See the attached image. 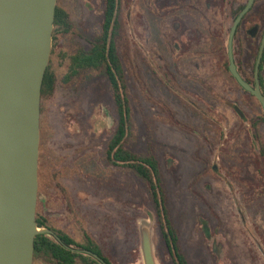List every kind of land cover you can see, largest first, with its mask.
<instances>
[{"label":"rangeland","instance_id":"1","mask_svg":"<svg viewBox=\"0 0 264 264\" xmlns=\"http://www.w3.org/2000/svg\"><path fill=\"white\" fill-rule=\"evenodd\" d=\"M245 1L120 0L121 30L116 41L131 108V129L125 148L138 156L151 153L159 160L167 205L171 206L181 227L190 231L188 240H194L192 231L203 240V225H210L211 230L218 224L223 225L234 235L231 241L227 238L230 247L226 250L232 254L236 248L235 253L244 262L242 264H245L244 233L239 216L234 211L229 191L210 169L217 164L236 183L237 195L243 204L248 193L260 200L264 196V120L258 119V111L249 114L253 119L248 120L247 125L238 120H214L213 105L202 103L197 96L198 86L194 81L199 69L193 73L188 71L189 90L183 95L168 88L166 66L170 59L174 64L183 61L195 66L200 63L206 77L216 65L223 70L224 65L229 64L226 44L234 18L233 5ZM104 5L105 0H59L58 7L69 15L76 27L72 35L52 41L48 66L57 79V88L43 105L54 118L62 108H74L77 104L92 113L97 133L93 136V161L101 167L107 165L103 155L112 131L107 116L116 118L110 91L104 78L95 74L80 79L91 81L72 98V87L64 84L63 77L75 51L79 48L88 50V41L100 35ZM180 23H183L189 41V54L184 58L178 53H170L171 43L176 45L180 41L182 31L176 28ZM216 48L219 53L212 54V49ZM199 51L202 57H198ZM198 109H203L205 115ZM100 120L108 123L109 132L101 131L106 126H101ZM203 133L209 138L207 144L202 139ZM106 176L115 184L117 179L123 181L124 207L122 219L115 205L118 198L113 194L108 197L104 186L98 182L101 187L94 189L90 200L92 222L89 230L105 255L114 264H144L138 221L148 220L152 215L154 260L156 264H169L167 252L156 235L154 209L145 186L127 171L121 174L114 170ZM50 203L53 200L50 199ZM63 212L60 225L66 234L76 236L80 230ZM253 212V224L260 227V215ZM50 224L57 227L59 221L51 220ZM206 247L210 251L207 244ZM256 258L261 260L259 256ZM34 264L49 263L42 257Z\"/></svg>","mask_w":264,"mask_h":264},{"label":"flooded vegetation","instance_id":"2","mask_svg":"<svg viewBox=\"0 0 264 264\" xmlns=\"http://www.w3.org/2000/svg\"><path fill=\"white\" fill-rule=\"evenodd\" d=\"M58 2L59 0H57V6ZM248 2L249 0H246L243 4L233 5L235 11L229 34L236 18L247 6ZM182 24H177L176 27L177 30L179 28L182 31L179 35L180 41L176 42V45L171 43L170 49V53H178L180 58L187 57L189 54V41L184 31L185 27ZM73 27L75 28L76 26ZM102 28L103 22L100 35L88 41L89 48L94 40L102 35ZM79 37H81L80 34ZM218 53L217 48L212 49V54ZM226 53L228 57L227 44ZM232 53L235 71L250 90L245 89L238 82L231 73L229 64L224 65L223 70H221L220 66H214L211 75H207L206 77L200 63L195 66L186 65L183 61L180 64H174L172 59H170L169 65L166 66V84L172 92L177 90L179 93L187 95L186 92L189 90L187 83L188 71H192L193 73V71L195 72V70L199 69L197 71L198 75L196 76L197 80L194 81L198 86L197 96L201 99L202 103L205 104L206 102L213 105L214 120L218 121L220 118L238 120L247 125L248 120L253 119L251 116L253 111H258V119L264 120L262 104L253 93L254 91H258L264 99V0H254L252 6L236 27L232 42ZM201 55L199 51L198 57H202ZM99 76L104 78L110 91L116 115L115 120L111 116L106 115L110 126L112 125V131H110L103 155L107 163L105 167L96 166L93 161V136H96L97 133L94 128L93 115L87 111V108H82L79 104L74 108L72 106L69 109L64 107L61 111L59 110L60 114L56 115V118L44 109L40 113L38 196L36 210L38 209L40 217L47 220L49 230L53 229L66 234L60 225L62 215H64L63 211L68 215L66 217H71L72 221L77 225V229L80 232H76V236L72 235L71 237L66 234L72 238V247H69L72 249V254L74 255L72 256V264H93V261L102 264L86 252L94 253L105 264H114L105 255L100 244L95 240L89 230L92 222L90 200L94 189L97 190L99 186L101 187L103 185V190L106 191L108 197L112 194L116 195L118 198L115 203L118 208L117 213L123 219V181L117 179V183L115 184L114 180L111 177H107L106 174L114 170H118V173L120 171L121 174L125 173L124 163L121 161L122 151L125 149L124 130L122 128L124 119L116 111L113 94L106 76L104 74H99ZM87 77H93V75L90 73ZM124 79L125 71L121 62V73L118 81L119 87L121 88L123 87L122 82ZM90 81L80 80L74 77L70 82H63L72 87L73 98L77 97L84 84H89ZM191 91L195 93L193 89ZM178 92H175V94H178ZM180 99H183V97L180 96ZM198 111L202 115H205L203 109H198ZM100 122L101 126H104V124L106 126L101 131L109 132L108 123L104 120H100ZM219 136L221 135L219 134ZM115 137H118L116 146ZM202 137L205 143L209 141L205 133H203ZM218 140L220 141L221 138L219 137ZM150 155L157 161L160 174V186L159 192L157 193L159 203L155 205L151 201L157 226L156 235L159 238V244L167 252L169 264L244 263L237 258V253H235L236 248L232 251V245V254L226 250L227 247H230V245H227V238L231 241L234 235L231 230H227L223 225L218 224L213 230H211L210 225H203L201 227L204 235L203 240L197 237L194 231H192L194 240H188L187 233H190V231L187 230L186 232L181 227L171 210V206L167 205L166 192L162 187L161 164L155 155L151 153ZM210 170L214 176L223 182L229 191L234 205V211L239 216L244 233L243 247L245 264H254V260H257V263L259 262L258 264H264V196L262 195L261 199L258 200L254 199L251 193L245 194L246 201L243 204L239 199V195H237L236 183L225 175L217 164H213ZM98 182H101V185ZM202 197L205 199V194H202ZM50 199L53 200V203H50ZM253 211L256 212V215H260L262 223L260 227H256L253 224L251 214L254 213ZM51 220H54V222L55 220L57 222L59 221L58 226L53 227L50 224ZM196 231L199 232L197 228ZM206 244L209 246L210 251L207 249ZM93 246L100 253L99 255L93 252ZM258 256L261 258L259 261V258H256Z\"/></svg>","mask_w":264,"mask_h":264},{"label":"water","instance_id":"3","mask_svg":"<svg viewBox=\"0 0 264 264\" xmlns=\"http://www.w3.org/2000/svg\"><path fill=\"white\" fill-rule=\"evenodd\" d=\"M236 18L227 50L235 71L232 42L236 27L252 6ZM57 0H0V264H33L34 239L51 230L36 223L41 88L52 50ZM264 109V99L253 92ZM152 215L138 221L144 264H156L151 244ZM100 263L94 253L86 252Z\"/></svg>","mask_w":264,"mask_h":264},{"label":"trees","instance_id":"4","mask_svg":"<svg viewBox=\"0 0 264 264\" xmlns=\"http://www.w3.org/2000/svg\"><path fill=\"white\" fill-rule=\"evenodd\" d=\"M73 26L74 24L69 15L57 6L52 41H58L59 38L72 35L73 29H75ZM120 30V0H105L102 35L94 40L88 50L79 48V50L75 51V54L70 58L68 72L63 77V81L70 82L74 77L78 79L84 77L85 79L90 73L92 75L104 74L113 94L116 111L124 119L122 128L124 130V140L126 141L131 129V108L125 79L122 82V88L118 84L121 73V61L116 41ZM56 88L57 80L53 73L49 71L48 66L41 88V112L44 103L53 96ZM117 138L115 137V146ZM121 161L124 163L125 171L131 173L145 186L150 201L158 205L157 193L160 186V174L155 158L150 154L138 156L125 148L122 151ZM36 223L39 228H49L47 220L40 217L38 209L36 210ZM51 230L60 238L61 243L50 235H37L34 239V262L44 257L49 264H72V256L74 255L72 254V249L69 248L72 247V238L64 233ZM93 252L100 254L95 247ZM93 264L98 263L93 261Z\"/></svg>","mask_w":264,"mask_h":264}]
</instances>
